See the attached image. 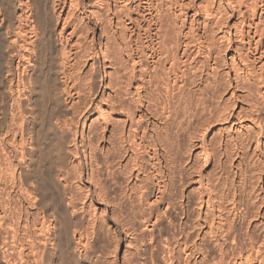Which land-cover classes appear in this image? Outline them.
Segmentation results:
<instances>
[{
	"label": "bare ground",
	"instance_id": "6f19581e",
	"mask_svg": "<svg viewBox=\"0 0 264 264\" xmlns=\"http://www.w3.org/2000/svg\"><path fill=\"white\" fill-rule=\"evenodd\" d=\"M0 93V264H264V0H0Z\"/></svg>",
	"mask_w": 264,
	"mask_h": 264
},
{
	"label": "rangeland",
	"instance_id": "374dc122",
	"mask_svg": "<svg viewBox=\"0 0 264 264\" xmlns=\"http://www.w3.org/2000/svg\"><path fill=\"white\" fill-rule=\"evenodd\" d=\"M46 49H47V50H44L45 52L43 51V56H44L43 59H45L44 61H46V62H44V63L46 64L45 66H46V68H47V66L49 65V64H47V62L50 63V58H51V56H52V52H50L52 49H51V50H49L50 48H49V49L46 48ZM49 52H50L51 54H49ZM44 53H46V54L44 55ZM48 54H49V56L47 57ZM50 55H51V56H50ZM45 56H46V57H45ZM49 57H50V58H49ZM47 58H48V59H47ZM1 93H2V92H1ZM1 93H0V94H1ZM0 97H1V95H0ZM0 105H1V98H0ZM0 111H1V109H0ZM1 118H2V117H1ZM1 118H0V119H1ZM212 135H213V134L209 135V138H210V137L212 138ZM209 138H208V139H209ZM195 153H196V152H195ZM217 153H218V152H217ZM198 155H200V154H198ZM198 155L196 156V158H199V159H196V158H195L196 161H195V159H192V160L189 159V160L191 161L190 163H192L193 160H194V163H196V165H198L197 163H199V165L202 164V165H201V167H202L201 170H202V171H203V169L205 170V168H206L207 170H208V169H209V170L212 169L213 165H212L211 163H212V162L214 163V161H215V157H213V156H216L217 154L212 155V156H211V155H208V156L210 157V161H208L207 164H206V162H205L206 165L204 164L203 158H201V157H203V156H202L203 154H201L200 156H198ZM186 157H187V158H186ZM181 158H183V159H182V162L180 161ZM181 158L178 159V161H179V167H180V168H177V170H178V169H181V170H183L184 173L186 174V170H184V169L186 168L185 165L189 162V160H188V156H187V155H186V156L183 155V156H181ZM184 158L187 159V160H186V161H183ZM217 160H218V159H217ZM217 160H216V162L214 163V166H216ZM187 161H188V162H187ZM202 162H203V163H202ZM180 163H181V164H180ZM182 163H183V166H182ZM200 163H201V164H200ZM226 165H227V164H226ZM209 166H210V167H209ZM211 166H212V167H211ZM225 167H227V166H225ZM215 168H216V167H215ZM227 168H229V166H228ZM186 169H187V168H186ZM178 171H180V170H178ZM187 171H188L187 173L189 174L191 170H188V169H187ZM215 172L218 173V170L215 169ZM212 173H213V172H212ZM216 173H215V174H216ZM188 174H187V175H188ZM177 188H178V189H177ZM173 191H174L175 194H173V192H172V198H173V200L175 199L174 201H176V202L178 203V205H177V203H175L176 206H179V203H180V202H178V200L181 201V199H180L181 197L179 198V196L181 195V189H180V186H176V188L173 189ZM179 194H180V195H179ZM173 195H174V196H173ZM194 195H196V193L194 194V193L192 192V193H191V198H192V200L194 199L195 201L193 200V202H192V200H191V198H190V200H191V202L193 203V205H194V203L196 202V197H197V195H196V196H194ZM177 197H178L179 199H178ZM176 198H177V199H176ZM192 203H190V204H191V209L193 208ZM191 211H192V210H191ZM255 234H258V232L255 231ZM106 236H107V235H106ZM108 239H110V238H107V237H106V239H105L104 241L101 242V243H103V246L100 247L99 244H98V246H99V250L102 249V250L104 251L105 248L107 249V250H105L106 252L109 251V249L111 250V248H110V247H111V241L108 240ZM107 240L110 241V242L108 243ZM101 243H100V245H102ZM108 245H110V246H109V249H108ZM105 251H104V252H105ZM122 252H123V248L119 251V253H118V255H117V262H118V264H120V263L122 262L121 259H120V258H121L120 255L122 256V254H121ZM100 261H101V260H100ZM100 261H98V262H100ZM100 263H101V262H100ZM102 263L104 264L105 262L102 261Z\"/></svg>",
	"mask_w": 264,
	"mask_h": 264
}]
</instances>
